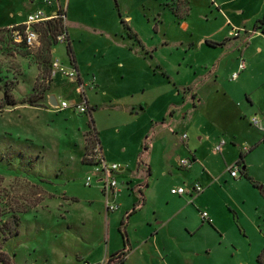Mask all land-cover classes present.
Masks as SVG:
<instances>
[{"label": "rangeland", "instance_id": "1", "mask_svg": "<svg viewBox=\"0 0 264 264\" xmlns=\"http://www.w3.org/2000/svg\"><path fill=\"white\" fill-rule=\"evenodd\" d=\"M60 1V7L67 8L82 73L88 79L93 71L100 86L99 94L90 91L89 95L98 106L93 119L109 146L108 162L115 163L114 156L125 157V164L118 165L124 170L122 176L133 183L147 179L145 170H137L136 160L147 159L145 163L153 169L152 192H158V206L146 209L138 220L153 212L172 220L173 211L181 209L183 201H194L199 206L192 204L180 219L167 224L165 234L177 241L179 254L171 263L201 264L215 259L245 264L246 255L250 264L253 253H262L264 245V144L251 145L264 133V125H251L257 113L252 112L242 90L246 88L248 96L264 108V37L256 35L246 55L241 58L240 54L253 24L263 15L264 0H188L191 11L186 16L182 0H117L148 53L139 37L120 24L115 0ZM29 2L0 0V247L11 264H100L109 239L120 234L115 223L119 215L106 212L95 179L91 188L86 186L93 167L82 164V145L85 142L87 151L89 140L97 135L93 130L88 135L90 115L56 110L49 100L52 95L69 104L77 103L78 95L85 100L88 87L96 88L95 78L88 83L73 82L53 74L51 63L60 60L57 57L67 60L65 44L55 43L47 54L43 39L38 50L16 42L12 27L23 22L24 12L38 7ZM238 10L244 13L238 15ZM245 19H249L247 29L241 26ZM228 36L233 39L221 51L201 49L198 43L201 39L222 42ZM55 45L57 57L51 55ZM218 59L214 76L204 83L195 81L203 76L202 71H213L210 63ZM242 60L248 71L234 81L232 75ZM190 82L198 90L196 101L191 89L182 88ZM177 89L185 93L179 106L185 107L181 111L175 107L170 128L157 130L154 140L146 141L147 135L154 134L150 121L156 125L168 106L180 102ZM34 93L43 99L34 106L24 103ZM6 95L17 106H6ZM181 137L189 140L191 150L195 147L200 157L215 163L221 175L225 169L214 150L222 141L228 146L226 154L222 152L227 162L238 157V145L255 148L246 157L251 180L224 179L213 187L202 168L193 163L192 168H179L176 156L190 159V149ZM198 137L202 140L197 141ZM139 145L141 154L136 157ZM182 183L198 184L204 192L194 200L171 195V188ZM132 199L126 193L116 202L119 206L123 200L126 205ZM202 209L212 214L213 225L198 228ZM13 224L15 235L9 237ZM196 248L204 251L197 253Z\"/></svg>", "mask_w": 264, "mask_h": 264}, {"label": "crops", "instance_id": "2", "mask_svg": "<svg viewBox=\"0 0 264 264\" xmlns=\"http://www.w3.org/2000/svg\"><path fill=\"white\" fill-rule=\"evenodd\" d=\"M55 1H56V7L53 10V9H49V8L46 7V5L44 4V0H30V2H29L30 4H32V5L37 4L38 7H36V9H33V10L30 9L29 11L24 12L25 15H24L23 18L19 14L18 15L19 16L18 19L22 18L23 22H21L18 25H21V24H23L25 22L26 17L28 16V14H30L32 12H35L37 10H45L47 13H51L52 11L55 12V9H57V7H60V3H61L60 0H55ZM182 1H185V7H183V8L184 9L186 8V12H185L184 16L189 15V13L191 11L190 10L191 8L189 7L188 0H182ZM216 5H219V4H216ZM61 6H62V4H61ZM115 6L119 10V11L118 10L117 11H118V14H119V17H120L119 18L120 19V24L126 30L124 25L121 23L122 21L125 22L126 26L131 30V32L133 31V33L136 36L139 37V41L141 43H143V46H145V47H143V50L147 51V53H148L150 50L148 48H146V44L141 39L139 34L136 33V31L133 30L134 28H132V26H131L132 25L131 18L127 14L126 15L122 14V12H121V10L119 8V3H118L117 0H115ZM62 7H64V8H61V7L60 8L63 9L65 11V14H66V30H67V33H68V36H69L68 42H67V44H65V47H66L65 56H66L67 60L64 61V60H62L61 57H57V54H59V48L56 47V45L54 46L55 48L52 50L51 55L53 57L59 58L64 64H67V65H70V66L76 68L77 71H78V77H79L78 80L79 81L83 80L85 83H88L92 78H95L96 88L95 87L94 88H89L88 87L87 93L85 95V100H80L81 97L76 92V94L78 95V98L80 100V101L78 100L77 104H82V103L87 104V106L89 108V113H87V115H90V117H91V122H89L90 127H89L87 132L93 130V132L97 135V139L99 141L98 144L101 146V149L103 151V155H104L105 159L108 161L107 156H108V152L110 150L109 146L106 144V142H105L106 139H104L102 134L98 133V131L96 129V126H95L94 119H93L94 113L97 110L98 106L96 105V103L93 102L91 96L89 95L90 91H94L95 94H99L100 86H99V84L97 82L95 73L93 71L89 72V74L87 73L88 76H89L88 79L86 78V75H84L82 73V69L80 67L79 60L77 58L76 51H75V48H74V43H73V40H72V36L70 34V29L68 28L67 8H66L65 5H63ZM213 9H216V7L213 6ZM217 13H218V10H217ZM243 13L244 12L241 11V10L237 11L238 15H242ZM263 13H264V11H263ZM214 17L217 18V16H214ZM183 18L184 17H180V19H183ZM259 19L260 18H258L257 20H259ZM248 21H249V19H245L241 26L242 27L244 26L247 29L248 28ZM254 25H255V23L253 24V27H252V32L254 34L252 33L251 37L247 39L248 41L246 43L244 41L242 46H241V50H242L241 54H240L241 58L243 57L242 55H246L248 49L251 46V43H252L251 41L256 37V35H258V36L260 35V36L264 37V35H262L260 33H257V32H254V30H253ZM154 27H155V25H153V30H154ZM240 38H237V39H240ZM230 39L231 38H229V36L226 37L225 40L222 41V42H225V44L223 46H216V47H210L209 45H207L206 41H210V42L218 43V44H220L222 42L209 40V39H201L198 43H199L201 49H203V48L208 49V47L209 48H215V49L220 48V50H218V51H221V50L224 49V47H227L229 45L230 42L228 43V41ZM243 40H244V37H243ZM42 43L43 42H42V39H41L40 40V44L38 46H36L35 49L36 48H37V50L40 49L41 46H42ZM44 48L46 49V45H45ZM258 51L261 52V49H258ZM213 60H215V58H213ZM211 63H214V61H212ZM211 63H210V66L213 68V71H209V72L206 71V70L202 71L203 76H200L195 81L199 80L200 83H204L209 77L214 76L216 74V69H219L218 65L220 63V59H218L216 61V63L213 64V65ZM158 66L160 67V69H162V71H160V72L163 75H165L167 78H169V76L167 75V72L163 69L161 64H158ZM247 71H248V68H247ZM242 75H244V74H242ZM201 78H203V79L201 80ZM193 82H190V83H187V84H183L184 87H182V88H183V90L184 89H188V90L191 89L190 91H193L192 95H196L195 96V101H196L198 99V92H197L198 90L196 91L194 89L195 87L193 85H191ZM195 85H197V83ZM56 86H58V82L55 84V87ZM73 86H75V85H73ZM242 91H243L244 95L247 98V102L249 104V107L252 109V112L253 113L255 112V113L259 114L261 119L258 118L257 114H254V117L256 116L259 119V122L264 125V108L262 107L263 105H261L260 101H258V102L254 101L251 98V95L248 96V90L246 88H244ZM184 95H185V93H181V90L177 89V96L180 97V102L177 103V104H173L170 107L168 106V108L166 110V113L163 115V118L160 119V120H157L156 125H154L155 124L154 120L150 121L149 125H151L153 127L154 134L147 135L146 141L154 140V138H155L154 135H155L157 130L163 129V128L167 127V126L170 128V126L172 125L173 119H174L175 107L176 108H181L179 111H181L185 107V106L184 107H179L185 101ZM52 96H54V95H52ZM142 107L143 106H141L140 112H142ZM69 110H71V109H69ZM72 111L76 112L74 110H72ZM138 112H139V110H138ZM136 114H138V113H136ZM161 124H164V126L161 125ZM181 139H182V143H184V145L188 149H190L189 156L187 158H190L193 161V167H198L199 169L202 168V170H201L202 171L201 172L202 175L204 177H206V179L209 180V183H210L209 185H211L213 187L215 185H217V183H221V181L224 180V179H225V181L228 180V181H232V182H236V180L239 179V178L242 179L243 177H241V176H239L237 178H234V177L231 176L230 172L228 171L229 165H231V166L233 165L234 167L237 166V163H238V161L240 159V155L242 153H244L243 150H245V152H248L247 155H249L255 149V148L253 149V147H252L251 149H253V150L249 152V150H250L249 148L245 147L244 149H242V144H240V145H238V150H239L238 151L239 153L237 155L238 157L236 159L232 160V161L227 162L226 159H225L226 157L224 155H222L223 154L222 152H224L226 154V150L225 149L228 146H227V142L226 141H222V142H224V145H222L221 150L217 151L216 148L214 150V152H215L214 154L217 157V159L219 160V162L221 163L222 169L223 170L225 169V172L221 175L220 174L221 172L216 169L215 163H213L209 159H205L203 157H200V154L198 153V151L196 149H194L195 147L192 148V150H191V147H190V144H189V140H188V142H185V140L182 137H181ZM198 140L200 141L202 139L200 137H198L197 141ZM261 144H264V133H261V135H259V138L255 139V141L251 145L257 147V146H259ZM90 148H88V150L86 151L85 142H83L82 154H81L82 160L81 161H83L82 164H84V165H86L88 167H92L91 164L86 160L87 152L89 151ZM140 152H141V146L139 145V147H138V149L136 151V157H137V155ZM124 154H126V152H124ZM150 155H151V153L149 154L148 160H150ZM247 155H246V157H247ZM115 157L116 156L113 157L114 158L113 161H115V163L117 161L118 162L117 164H123V165L125 164V162H126L125 157H117V159H115ZM246 157H245V162H244L245 164L241 165L238 168H239L240 172H247L248 176H249V172H248L249 169L247 167L248 159H246ZM140 160L139 159H138V161L136 160L137 170H139L140 168L145 170L146 175H147V179L145 181H143V182H139L138 181V182L133 183V181H132V179L130 177L129 178H124L122 176L123 172H124L123 169L121 170L120 173H118L116 175V178L118 180V186H119L120 192H118L116 194V196L113 198V200L115 202L116 201L118 202V198L124 197V195H126V193H127L128 196H133V199L131 200L130 203H128L126 205L123 203V200L120 201L119 209L117 210V213H118L119 216L116 217V222H115L116 224L118 223L117 227H118V233L120 234V236L115 238V239H113V240L109 239V244H107V249H106V252H105V256L103 258H101L100 260H98L101 263L105 262L108 259L109 256H111V255H113V254H115L117 252H120V251L124 250L125 247H127L126 243H125V239L123 238V236H122V234L120 232L121 227H122L121 225L123 224V222L125 220L126 214L128 212H130L131 210H133L137 205H139L141 203V195L143 196V199H144L143 200V204H141L140 207L136 208L135 212L129 216L127 224L125 226V231H126L127 238H128V242L127 243H128L129 251H128V254H127L123 264H172L171 260H174V258H177V256H179V254H178V246L176 244L177 241H175L176 242L175 243L174 240H173L174 239L173 237H171V238L168 237L167 238V235L165 234L166 227H168L167 224L173 223L175 221V219H180L179 217L181 216L182 212L186 208H188L189 206L192 207L191 206L192 204H197V203H195L194 201H193V203H189L188 201H186V202L183 201V207L182 208L178 207V208H181V209L173 211L172 220H167V217L166 218L165 217L161 218V217H159L157 215L156 212H153L151 214V216H149V217L143 215V218H141V220H138L146 209H148V208H157V206H158V202H157V200H158L157 199L158 198V192H156L154 194L152 192L153 186H154V184L152 183V181L154 179L153 169L151 168L150 165L145 163L147 159H144L145 162H143V160L142 161H140ZM176 160H177L178 167L181 168L179 166V160H181V158L176 156ZM214 176H216L217 178H215ZM120 178H124L125 181L120 182ZM178 187H189V186H186V184L183 185V183H182V184H179L177 187H172L171 190L174 189V188H178ZM136 188L138 189V191H137ZM171 190H170V194H171ZM120 195H121V197H119ZM173 196H177V195H173ZM178 197H186V198H189V200L190 199L194 200V199L197 198V197L196 198H192L191 196H178ZM196 206H199V205L197 204ZM203 211L208 213L209 217L211 218V222L206 223V222H204L202 220L200 213L203 212ZM198 215H199V218H200V225L198 226V228H200V227H202L204 225L206 226V225H208L210 223H211L210 225L214 224V219H213L212 214L209 212L208 209H202V211H198ZM136 219L139 222H137ZM158 220H160V221L158 222ZM196 228L197 227H194L192 230H194ZM86 264H89V263H86Z\"/></svg>", "mask_w": 264, "mask_h": 264}, {"label": "built area", "instance_id": "3", "mask_svg": "<svg viewBox=\"0 0 264 264\" xmlns=\"http://www.w3.org/2000/svg\"><path fill=\"white\" fill-rule=\"evenodd\" d=\"M44 4L49 9L54 10L56 7L55 0H44ZM55 20H61L63 24V28L57 33L55 37V43L67 44L69 36L66 30V14L65 11L60 7H57L55 12L52 11L51 13H47L45 10H37L28 14L23 24L12 27V32L16 42L23 44L27 48H35L40 44V28L48 25L50 22H54ZM50 68L54 75L62 74L73 82H77L78 80V71L70 65H64V63L58 59L51 63ZM246 69L247 65L245 61L242 60L239 64L238 70L232 75V80H237L239 75ZM52 107L59 111L71 109L79 112L80 114L89 113L87 104H69L67 101L61 100L60 98L57 99L56 105H52ZM259 124V119L255 116L251 121V125L258 126ZM184 139H186V136H184ZM222 145H224V142H221L216 147V150L220 151ZM86 160L93 167L91 175H89L86 179V186L89 188L92 187L95 179L96 185L100 188L105 199L106 212L108 213L117 211L119 206L113 200V198L118 192H120L116 175L122 170V168H120L118 164L109 163L105 159L101 146L98 143L93 145L87 152ZM191 163H193L191 159L179 160V166L181 168L188 169L191 167ZM228 171L234 178L240 176V170L238 166L230 167ZM203 192L204 189L198 184L189 187H178L171 190L172 195L191 196L192 198L198 197ZM200 215L204 222H211V218L207 212L203 211L200 213ZM100 264H107V260Z\"/></svg>", "mask_w": 264, "mask_h": 264}, {"label": "trees", "instance_id": "4", "mask_svg": "<svg viewBox=\"0 0 264 264\" xmlns=\"http://www.w3.org/2000/svg\"><path fill=\"white\" fill-rule=\"evenodd\" d=\"M121 23L124 25V27L130 33L131 30L126 26L125 22L122 21ZM62 28H63V24H62L61 20H55L54 22H50L48 25L40 28L41 39H43V42L46 43L45 51L47 52V54L50 53V48L55 44V37H56L57 33ZM253 30H254V32H257V33H260V34L264 35V13H263L262 17L259 20L256 21ZM206 43L210 47L223 46L225 44V42H222V43L218 44V43H213V42H210V41H206ZM40 99H43V95L39 96L38 94L34 93L28 99H26L24 103H27L30 106H34V104L38 103V101ZM4 101H5L6 106H10V107L17 106V102L9 95L5 96ZM90 133L91 132H89L88 135ZM98 142H99L98 139L94 138L92 140H89V145L91 144L90 147H92L93 145H95ZM253 149H250L249 152L252 151ZM146 151H147V149H146ZM247 153L248 152H245V153H242L240 155V159H239V161L237 163L238 167H240L241 165L245 164L244 162H245V157H246ZM240 176L241 177H245L248 180H251L250 177L248 176L247 172H240ZM143 200H144L143 196L141 195V203L139 205H137L133 210H131L130 212H128L126 214L125 220H124L123 224L121 225L122 227H121L120 232H121L123 238L125 239V243H126L127 247H125L124 250L109 256L108 259H107V264H123L124 263L125 258H126L127 254H128V251H129L128 243H127L128 242V238H127V234H126V231H125V226L127 224L129 216L135 212L136 208L140 207V205L143 204ZM14 224L11 225L10 228H9V233H8L9 237H12V236L15 235V226H14ZM9 237H8V239H9ZM8 239L3 240V241H7ZM258 263L259 264H264V250L262 251L261 255L258 256ZM0 264H11V262L9 261L7 255L4 252H2L1 247H0Z\"/></svg>", "mask_w": 264, "mask_h": 264}, {"label": "snow or ice", "instance_id": "5", "mask_svg": "<svg viewBox=\"0 0 264 264\" xmlns=\"http://www.w3.org/2000/svg\"><path fill=\"white\" fill-rule=\"evenodd\" d=\"M261 165H262L261 171L264 172V160L261 161ZM210 247L211 246H209V248ZM248 247H251V245L249 244ZM261 248H262V250H264V245H261ZM195 251L197 253H199V252L204 251V249L203 248H196ZM210 254L211 253L209 252V255ZM258 255H261V253H253V258L251 259L250 264H256L255 256H258ZM244 259H245V264H249V260H248L246 255H245ZM201 264H229V262L225 261V260H215V259H213V260H210V261H201Z\"/></svg>", "mask_w": 264, "mask_h": 264}, {"label": "water", "instance_id": "6", "mask_svg": "<svg viewBox=\"0 0 264 264\" xmlns=\"http://www.w3.org/2000/svg\"><path fill=\"white\" fill-rule=\"evenodd\" d=\"M49 100H50V103H51L52 105H56L57 100H56V97H55V96H50Z\"/></svg>", "mask_w": 264, "mask_h": 264}]
</instances>
